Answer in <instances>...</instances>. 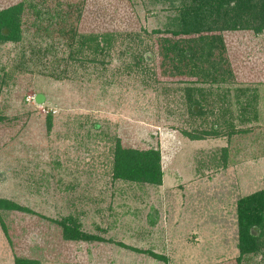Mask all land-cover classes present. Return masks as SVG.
I'll use <instances>...</instances> for the list:
<instances>
[{
    "label": "rangeland",
    "instance_id": "1",
    "mask_svg": "<svg viewBox=\"0 0 264 264\" xmlns=\"http://www.w3.org/2000/svg\"><path fill=\"white\" fill-rule=\"evenodd\" d=\"M16 6L17 40L0 42V264H264L237 259V203L264 181V31H224L222 52L167 31L175 0H0ZM117 146L159 149L161 185L116 179Z\"/></svg>",
    "mask_w": 264,
    "mask_h": 264
},
{
    "label": "trees",
    "instance_id": "2",
    "mask_svg": "<svg viewBox=\"0 0 264 264\" xmlns=\"http://www.w3.org/2000/svg\"><path fill=\"white\" fill-rule=\"evenodd\" d=\"M177 13L168 18L167 31L176 35H196L206 33L202 45L225 50L220 33L224 31L252 30L264 31V0H175ZM20 6L0 12V42L16 41L19 31ZM174 8V6H173ZM80 46L100 51V45L93 36H83ZM179 56L188 58L193 48L179 49ZM210 53V52H209ZM200 114V110L197 111ZM208 135L205 134V136ZM204 136V137H205ZM198 140L200 134H189ZM114 177L129 182L159 186L162 183L161 153L159 149H124L117 146L114 156ZM68 239H88L73 229L64 227ZM237 248L240 261L242 256L256 255L264 261V181L263 188L237 203ZM79 235V236H78ZM90 238V237H89ZM154 257L158 256L156 254ZM248 259V257H246ZM238 261V262H239ZM16 264H38L35 260L19 258Z\"/></svg>",
    "mask_w": 264,
    "mask_h": 264
},
{
    "label": "water",
    "instance_id": "3",
    "mask_svg": "<svg viewBox=\"0 0 264 264\" xmlns=\"http://www.w3.org/2000/svg\"><path fill=\"white\" fill-rule=\"evenodd\" d=\"M42 99H43L42 95H37L36 98H35L36 102H41Z\"/></svg>",
    "mask_w": 264,
    "mask_h": 264
}]
</instances>
